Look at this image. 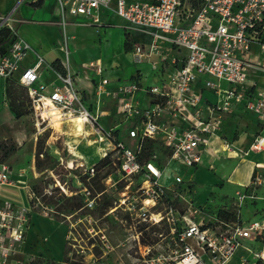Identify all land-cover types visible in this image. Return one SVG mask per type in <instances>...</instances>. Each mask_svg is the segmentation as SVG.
Listing matches in <instances>:
<instances>
[{"label": "built area", "instance_id": "obj_1", "mask_svg": "<svg viewBox=\"0 0 264 264\" xmlns=\"http://www.w3.org/2000/svg\"><path fill=\"white\" fill-rule=\"evenodd\" d=\"M14 1L8 12H0V31L7 28L13 35L9 49L5 53L0 50L3 80L14 78L32 50L13 26L14 22H23L17 19L18 11L25 3L35 5L41 0ZM55 1L56 23L64 31L60 48L64 59L53 67L59 83L42 82V57L23 70L19 83L28 89L32 107L43 122L55 117L60 121L83 117L86 125L103 133L102 140L108 141L112 150L105 152L102 159L110 155L120 181L126 183L115 209L121 208L153 225L165 220L173 224L172 240L155 244L138 241L141 256L132 258L141 264H232L238 252L245 249L256 261L240 256L237 264H264V250L255 253L244 245L246 240H264V218L207 224L182 215L173 203L183 177L177 174L167 184L159 153L152 151L145 157L146 145L153 142L166 152L169 164L195 168L203 163L210 140L219 136L223 121L237 106L264 119V0ZM103 12L123 19L129 37L133 33L144 37L132 40L133 61L139 68L150 64L158 81L143 88L138 74L130 83L109 91V79L102 77L101 62H90L86 68L101 77L90 96L92 104L70 66L66 28L105 27ZM140 90L150 95L146 107L135 99ZM204 90L212 91L217 100H207ZM106 97L114 98L117 112L129 125L128 142L119 139L116 126L105 129L101 124ZM263 141L264 136L257 138L253 149L260 150ZM95 173V167L88 170L89 175ZM12 174L11 166L0 162V185L14 184ZM134 182L136 190L132 188ZM254 183L264 187L262 173L256 174ZM28 196L33 201L31 192ZM87 201V206L93 208L94 199L87 197ZM159 207H164L165 215ZM31 220L29 209L0 202V264L21 263L14 256L23 252ZM98 237L102 249L109 250L106 235ZM135 247L131 245L128 250L132 252Z\"/></svg>", "mask_w": 264, "mask_h": 264}, {"label": "rangeland", "instance_id": "obj_2", "mask_svg": "<svg viewBox=\"0 0 264 264\" xmlns=\"http://www.w3.org/2000/svg\"><path fill=\"white\" fill-rule=\"evenodd\" d=\"M33 12L23 7L18 11L17 16L27 17ZM51 29L56 33L58 45L61 46L64 43V31L57 26ZM119 30L115 27L113 32L119 35ZM98 32L96 27L89 29L68 26L66 33L69 37V51L72 57L73 49L76 47L84 51L94 50V42L100 36ZM10 39L13 40V37ZM110 44L111 47L114 45L112 39ZM117 46L119 47V44ZM32 51L33 48L25 59L26 63L38 58ZM119 68L121 72H117L118 76L131 74L129 66L122 63L118 66V70ZM112 71L110 75L114 74ZM8 88L11 94L0 97V100L2 99L0 102L7 110L10 108L16 112L6 118L3 111H0V144L2 145L0 158L4 157L8 152L6 150H9L11 146L16 147V150L10 153L4 162L8 163L13 170V182L22 187L19 200L22 205L19 203V206L29 209L31 216L47 212L48 216L66 224L69 230L68 237L71 236L69 240L67 238V241H64L59 226L54 227L48 221H41L38 224L41 231L53 233L49 242L54 245L53 250H57L54 255L57 260L40 257L43 260L39 261V257H36L31 261L33 257L28 256L31 253L24 252L14 256L15 260H20V264H28L30 261L31 264H135V262L141 264L124 255V246H136L132 250V256L140 257L138 241L141 244H155L172 240L173 224L166 220L161 224L153 225L154 223L142 221L140 217L130 216L121 208L115 209L116 202L123 196L126 183L120 181L112 157H108L110 162L107 164L101 162L103 154L112 150L109 142L102 140V132H98L90 125L81 128L82 123H78L75 116L64 121L55 117L43 122L32 107L26 87L19 84L15 78ZM235 116L234 121L237 127L240 123L251 122L250 113L244 110L238 111ZM102 123L105 125L106 120L104 119ZM235 123H229L230 130L236 126ZM128 128L129 125L122 127L123 131ZM125 138V142H128L127 133ZM4 146L6 150L3 149ZM154 151L162 157L161 165L165 168L164 181L167 184L171 183L177 174L184 179L178 186L179 196L174 199L173 207L182 215L189 216L197 222L203 221L208 224L221 218L224 209L220 211L218 209L222 207L223 200L218 202L216 196L212 198L211 194H208L209 189L206 185L215 179L214 171L208 167L204 169L197 166L186 169L176 163L169 164L166 152L159 145H155ZM38 152H41L40 157H37ZM91 167L96 168L94 175L88 174ZM110 177L112 179H109ZM132 188L136 190L135 182ZM28 192L33 194V201L29 198ZM87 197L94 199L93 208L87 206ZM247 198L243 209L253 208L257 204V200L251 195ZM80 202L83 208L78 211H73L69 207L71 203ZM216 204L220 207L218 208ZM229 206L231 210L232 206L235 207L232 203ZM159 209L163 210L164 207ZM256 210L260 209L256 208ZM163 212L165 215L166 211L163 210ZM225 214L231 216L233 213ZM97 232L99 235H95ZM102 234L108 238L109 250L102 249L104 247L98 237ZM41 244L37 243L31 247V250L34 249L38 254L39 250L43 252Z\"/></svg>", "mask_w": 264, "mask_h": 264}, {"label": "crops", "instance_id": "obj_3", "mask_svg": "<svg viewBox=\"0 0 264 264\" xmlns=\"http://www.w3.org/2000/svg\"><path fill=\"white\" fill-rule=\"evenodd\" d=\"M41 1V4L38 5L31 3L23 4L20 7V10L23 7H26L29 12H34L27 17L17 16V19L20 20L21 18L23 19V22L18 21L14 22L13 24V26L16 27L19 35L32 46V53L36 54L38 58L30 63H26L24 60L21 63L20 70L15 74L13 79H0L1 98L11 94L10 89L8 88L11 82L16 78L19 83V78L23 70L34 66L39 57H42L44 60L40 68L42 82L47 85L59 83L56 79L53 67L55 66L54 64H57L64 59V54L60 49L64 43L61 44V46L58 45L57 35L51 29L54 26L60 27L59 24L56 23L58 18L56 1ZM14 3V0H0V12H8ZM102 19L107 25L102 28H96V30L99 31L98 33H100V36L99 38H96V42H94V50L84 51L79 47H76L73 49V57L69 51V63L72 71L78 75L79 85L85 96L88 98L89 102L92 104L93 100L90 98V96L94 91L95 83L98 82L101 77L93 70L86 68V65L90 62H101L103 66L102 77L109 79V85L107 86L109 91H115L119 86L130 83L136 79L138 74V78L141 80L143 88H147L150 85H155L158 81L157 74L152 70L150 64L145 63L141 68H139V66H137L133 61L131 52L132 43L134 41H140L144 37L138 33H133L129 37L127 31L123 28V25L126 24V22L112 12H103ZM71 26L75 28H93L85 26ZM115 27L120 29L119 35L116 32H113ZM9 34L10 37H13L11 31ZM110 39H112L114 42L112 47L110 44ZM118 44L119 47L117 46ZM67 47L69 50V44H67ZM123 56H127L129 59H126ZM122 63L131 68V74H127L126 76H118V73L121 72L120 68L118 70V66H121ZM111 71L114 73L113 75H110ZM202 87L203 85L200 84L199 88ZM204 97L211 101L217 100L215 94L210 90H204ZM135 99L142 107L148 106L151 101L150 95L144 90H140L136 94ZM0 101H2V99ZM0 106H2L0 107V111H3V113L6 115V118L8 115H14L16 112V110H11L10 108L7 110V108H5L1 102ZM102 110L105 112L100 120L103 127L105 129H109L116 126L119 139L125 141V134L127 131H123L122 129V127H125L124 119L117 112L116 101L113 97L104 98ZM240 110L248 112L242 106H237L234 110V113L225 118L219 136L213 137L210 140L207 150L204 153L203 163L199 165L204 167V169L208 167L210 170L214 171L215 179L206 184L208 185L207 189H209L208 194H211L212 198L216 196V200L218 202L219 200H223L222 207L216 204L218 208L220 207L218 209L219 211L224 209L222 210V213L218 212L221 213V218L217 220H223L227 222H234L239 219L244 222H249L264 218V187H262L260 190H256L258 185L254 183L255 173H262L264 178V141L260 150H255L252 147L257 138L264 136V119L260 118L254 113L248 112V114L250 113L251 116V122L249 124L240 123L239 127H237L234 119L236 117L235 115H237V112ZM104 119L106 120L105 125L102 123ZM229 123H235L236 126L232 127L233 130H230L231 127ZM236 131H238V134H236ZM20 188L22 187L15 183L0 185V202L9 201L19 205L22 192ZM198 192L199 191L197 187V197L199 194ZM248 195H251L253 199L257 200V204L254 206L255 209L254 207L243 209V207L246 206L245 202L248 199ZM227 203H232L235 205V207L232 206L231 210L229 204ZM20 205L22 204L20 203ZM256 208L260 210L257 211ZM230 212L233 213L231 216L229 214H225ZM218 213H216V215H218ZM256 217H259V219H256ZM41 221H48L49 223H52V226L54 227L59 226L62 231L61 236L64 238V241H67L69 230L66 224L45 214H35L32 216L31 225L27 232L23 252L26 254L31 253L28 255L30 258L33 257L31 259H36V257H39V261L43 260L40 257H47L48 259L57 260L54 257L56 253L55 251L57 250H53L54 245L49 242V238L53 233L41 231V227L38 225L41 223ZM40 241L43 243L41 244ZM37 243L42 245L41 249L43 250V252H41L38 249L39 254L34 251V249L31 250V247L35 246ZM244 245L255 253H259L264 250V240L261 239L257 241L253 239L246 240ZM128 249V246H124V255H127L129 259L133 260L132 252ZM36 254L38 256H36ZM240 256H245L252 259L253 261H256L253 254H250L245 249H241L232 264H237V259H239Z\"/></svg>", "mask_w": 264, "mask_h": 264}, {"label": "trees", "instance_id": "obj_4", "mask_svg": "<svg viewBox=\"0 0 264 264\" xmlns=\"http://www.w3.org/2000/svg\"><path fill=\"white\" fill-rule=\"evenodd\" d=\"M42 1H40L39 3L35 4V5H38V4H41ZM9 29H3L0 31V50H1V53H5L8 49V47L10 46V44L12 43V39H10V34H9ZM9 40V41H8ZM8 41V42H7ZM58 64V63H57ZM57 64H54L56 67H57ZM118 135V134H117ZM154 147L155 145L153 144V142H149L147 145H146V152H145V157H149L151 154H152V151H154ZM2 148V145L0 144V149ZM4 150H6L5 146L3 147ZM16 150V147L15 146H11V148H9V150H6L8 152H6V154L4 155L3 158H0V162H4L6 160V157H8V155L10 153H12L13 151ZM40 154L41 152H38L37 153V157H40ZM110 157V155L108 156ZM107 158H104L101 160L102 163L104 164H107L110 162V159ZM39 163V162H38ZM37 163V164H38ZM255 176H256V173L254 175V179H255ZM252 187V186H250ZM262 188L261 185H258L256 187V190H260ZM70 200V199H69ZM32 202V201H31ZM69 207H71V209L73 211H78L80 210L81 208H83V204L82 202L78 203V204H73L71 203L69 205ZM58 220V219H57ZM55 264V263H53Z\"/></svg>", "mask_w": 264, "mask_h": 264}, {"label": "bare ground", "instance_id": "obj_5", "mask_svg": "<svg viewBox=\"0 0 264 264\" xmlns=\"http://www.w3.org/2000/svg\"><path fill=\"white\" fill-rule=\"evenodd\" d=\"M75 118V117H74ZM75 120L78 122V123H82V126L81 128H84L86 126V120L83 118V117H77L75 118Z\"/></svg>", "mask_w": 264, "mask_h": 264}]
</instances>
